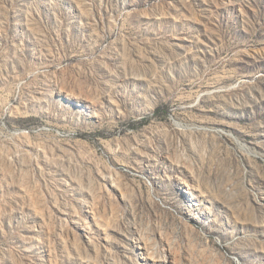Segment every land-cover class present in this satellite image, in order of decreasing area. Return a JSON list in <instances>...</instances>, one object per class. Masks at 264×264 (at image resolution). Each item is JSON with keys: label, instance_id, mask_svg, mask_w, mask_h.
<instances>
[{"label": "rangeland", "instance_id": "1", "mask_svg": "<svg viewBox=\"0 0 264 264\" xmlns=\"http://www.w3.org/2000/svg\"><path fill=\"white\" fill-rule=\"evenodd\" d=\"M0 264H264V0H0Z\"/></svg>", "mask_w": 264, "mask_h": 264}]
</instances>
